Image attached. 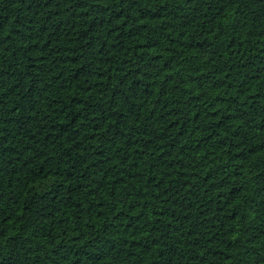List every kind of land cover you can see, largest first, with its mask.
<instances>
[{
  "label": "trees",
  "instance_id": "obj_1",
  "mask_svg": "<svg viewBox=\"0 0 264 264\" xmlns=\"http://www.w3.org/2000/svg\"><path fill=\"white\" fill-rule=\"evenodd\" d=\"M0 264H264V0H0Z\"/></svg>",
  "mask_w": 264,
  "mask_h": 264
}]
</instances>
